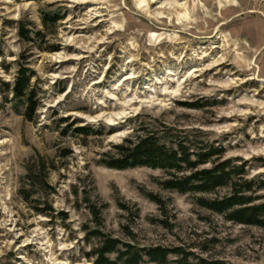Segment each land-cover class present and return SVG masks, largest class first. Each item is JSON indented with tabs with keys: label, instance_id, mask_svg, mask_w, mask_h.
I'll return each instance as SVG.
<instances>
[{
	"label": "rangeland",
	"instance_id": "obj_1",
	"mask_svg": "<svg viewBox=\"0 0 264 264\" xmlns=\"http://www.w3.org/2000/svg\"><path fill=\"white\" fill-rule=\"evenodd\" d=\"M180 3L0 0V264H97L98 232L180 249L190 264H264V229L199 204L234 183L264 204V0ZM21 65L33 74L32 121L12 94ZM139 129L191 152L222 149L204 167L243 174L181 194L161 186V169L101 163Z\"/></svg>",
	"mask_w": 264,
	"mask_h": 264
},
{
	"label": "trees",
	"instance_id": "obj_2",
	"mask_svg": "<svg viewBox=\"0 0 264 264\" xmlns=\"http://www.w3.org/2000/svg\"><path fill=\"white\" fill-rule=\"evenodd\" d=\"M50 21L55 23L57 19L53 18ZM32 75L29 68L21 65L12 86L13 99L18 102V105H27L26 118L29 121L33 120L38 108L31 89ZM79 131L87 135L89 133L85 129H79ZM187 145L186 142L179 140L168 144L153 132L139 129L124 139L121 144L116 145L113 155L102 160L101 163L115 170L137 167L161 169L168 174L160 181L161 186L181 194L212 193L231 185L235 177L243 174L242 170L237 167L232 168L228 162L204 167L213 158L221 157L222 149L205 146L200 148L199 152H191ZM232 187V193L224 198L211 200L201 198L200 206L212 212L224 214L231 222L264 229V204L254 205L252 197L243 195L236 183ZM148 195L156 203H161L158 197L153 194ZM104 208L105 206L100 209L92 208V213L99 225H101L100 213ZM97 234L102 238L101 247L96 254L97 264H144L145 257L153 264H167L171 255L179 257L176 264H190L188 257L180 249L170 250L163 247L137 249L131 244H123L117 239L110 238L102 232ZM113 253L116 254L115 260L109 257Z\"/></svg>",
	"mask_w": 264,
	"mask_h": 264
},
{
	"label": "bare ground",
	"instance_id": "obj_3",
	"mask_svg": "<svg viewBox=\"0 0 264 264\" xmlns=\"http://www.w3.org/2000/svg\"><path fill=\"white\" fill-rule=\"evenodd\" d=\"M181 0H150L152 4L159 5L160 10H172L178 12L183 9L184 4L180 3Z\"/></svg>",
	"mask_w": 264,
	"mask_h": 264
}]
</instances>
